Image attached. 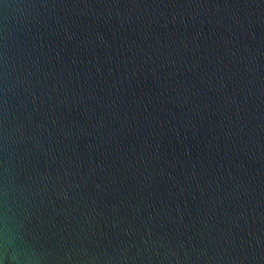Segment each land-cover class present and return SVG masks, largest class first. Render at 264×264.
<instances>
[{
    "label": "water",
    "instance_id": "95a60500",
    "mask_svg": "<svg viewBox=\"0 0 264 264\" xmlns=\"http://www.w3.org/2000/svg\"><path fill=\"white\" fill-rule=\"evenodd\" d=\"M0 264H264V0H0Z\"/></svg>",
    "mask_w": 264,
    "mask_h": 264
}]
</instances>
